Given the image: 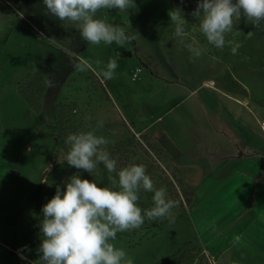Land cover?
<instances>
[{"label":"rangeland","instance_id":"obj_1","mask_svg":"<svg viewBox=\"0 0 264 264\" xmlns=\"http://www.w3.org/2000/svg\"><path fill=\"white\" fill-rule=\"evenodd\" d=\"M196 2L100 10L98 18L128 34L121 47L84 41L79 24L58 20L43 0H0V264H40L42 207L73 174L111 186L103 165L89 174L65 160L67 136L88 130L109 141L117 170L144 165L175 204L170 216L117 233L112 243L133 264H264L263 156L208 163L200 153L235 150L231 136L243 150L264 152V26L260 33L234 18L216 48L192 15ZM176 8L183 37L168 15ZM81 58L91 65L85 71L75 68ZM113 58L114 78L104 79L100 70ZM172 151L179 170L165 159ZM252 172L258 182L246 177ZM153 195L141 191L138 206L151 209Z\"/></svg>","mask_w":264,"mask_h":264},{"label":"clouds","instance_id":"obj_2","mask_svg":"<svg viewBox=\"0 0 264 264\" xmlns=\"http://www.w3.org/2000/svg\"><path fill=\"white\" fill-rule=\"evenodd\" d=\"M43 3L58 20L79 24L80 35L89 44L115 42L122 47L129 41L122 27L108 24L96 14L102 9L128 11L136 7L135 0H43ZM181 13L179 8L168 13L170 21L176 24L178 37L185 34V18ZM192 15L200 18L199 28L207 42L222 49L226 34L233 30L234 18L243 16L253 26H260L264 21V0H198ZM187 47L196 57L202 55L201 48L191 44ZM238 47L232 48L233 55ZM90 66L88 60L81 58L75 68L85 71ZM117 66L116 59H110L100 74L104 79H113ZM45 83L54 87L51 80ZM66 144L69 147L65 160L70 167L90 174L103 165L110 174L111 186H99L77 173L68 179L63 190L57 188L42 207L40 264H133L126 251L112 243L117 233L139 229L146 218L151 221L170 216L174 202L167 198L164 188H155L144 165L132 164L117 170V161L106 148L109 141L94 130L69 134ZM141 191L154 192L151 209L138 206Z\"/></svg>","mask_w":264,"mask_h":264},{"label":"crops","instance_id":"obj_3","mask_svg":"<svg viewBox=\"0 0 264 264\" xmlns=\"http://www.w3.org/2000/svg\"><path fill=\"white\" fill-rule=\"evenodd\" d=\"M168 82H170V81H168ZM171 83V82H170ZM172 84V83H171ZM178 87H181V88H183V87H186L185 85H180V84H176ZM190 88H192L191 86H190ZM196 88H193V90H194V92L196 93V90H195ZM205 100H207V99H205ZM218 103H219V101H218ZM219 105H220V103H219ZM220 107V111L221 110H223L224 112H225V116L223 117V118H227L228 116L227 115H229V113H227V111L225 110V109H223L222 107H221V105L219 106ZM230 116V115H229ZM233 120V119H232ZM234 121V120H233ZM218 132H224V133H226L227 135H229L228 134V132H226V130H223V131H218ZM232 137V140L235 142V145H237V148L235 149V150H233V151H225V152H223V153H220V152H216L215 150H212V151H210V153L209 154H205V153H203V151H200V153H201V155L204 157V160H205V162H208V163H212V162H214V161H211L210 162V160H208V159H222V158H229V157H236V156H238L239 155V157L240 156H244V157H255V155H258L257 156V158H259L260 156H263V160H264V152L262 151V150H259V149H255V147H252V149H250V150H243V148H241V146L238 144V142H237V140L233 137V136H231ZM165 144L167 145V146H170L168 143H167V141L165 140ZM164 147H166V146H164ZM171 148V147H170ZM194 148V147H193ZM198 149V147L197 148H194V150H196V153L197 152H199V150H197ZM167 152H169V151H167ZM173 153H172V155L171 156H169V154L168 153H164V155H165V159L168 161V163L171 165V167L173 168V169H177V170H179V168H180V163H179V160H178V157L174 154V151H172ZM188 153H190V152H188ZM205 155V156H204ZM207 155H210L209 156V158H208V156ZM194 157V155L193 156H187L186 157V162H187V164L188 163H193V162H196L197 161V158H193ZM260 159V158H259ZM215 168V167H214ZM259 168V167H258ZM264 168V166H262L261 167V169H263ZM256 170H258V172H259V169H256ZM258 172H256V173H258ZM246 177L248 178V180H250V181H252V182H255V181H259L260 180V176L258 177V174H255L254 172H252V173H246Z\"/></svg>","mask_w":264,"mask_h":264},{"label":"trees","instance_id":"obj_4","mask_svg":"<svg viewBox=\"0 0 264 264\" xmlns=\"http://www.w3.org/2000/svg\"><path fill=\"white\" fill-rule=\"evenodd\" d=\"M197 2H198V0H197ZM197 2H196V5H195V8H196V6H197ZM248 25H249L251 28L256 29L257 32H260V33H261L262 30H263L264 21H261L260 26H253V23H252L251 21L248 22Z\"/></svg>","mask_w":264,"mask_h":264},{"label":"built area","instance_id":"obj_5","mask_svg":"<svg viewBox=\"0 0 264 264\" xmlns=\"http://www.w3.org/2000/svg\"><path fill=\"white\" fill-rule=\"evenodd\" d=\"M261 128H262V131L264 132V119L261 121Z\"/></svg>","mask_w":264,"mask_h":264}]
</instances>
